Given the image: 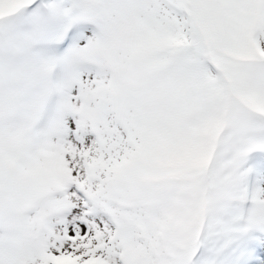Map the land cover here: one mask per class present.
<instances>
[{
	"label": "snow or ice",
	"instance_id": "1",
	"mask_svg": "<svg viewBox=\"0 0 264 264\" xmlns=\"http://www.w3.org/2000/svg\"><path fill=\"white\" fill-rule=\"evenodd\" d=\"M0 264H264V0H0Z\"/></svg>",
	"mask_w": 264,
	"mask_h": 264
}]
</instances>
